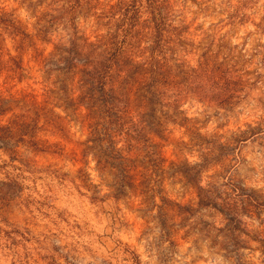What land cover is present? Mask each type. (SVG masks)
<instances>
[{"label":"clouds","instance_id":"obj_1","mask_svg":"<svg viewBox=\"0 0 264 264\" xmlns=\"http://www.w3.org/2000/svg\"><path fill=\"white\" fill-rule=\"evenodd\" d=\"M0 264H264V0H0Z\"/></svg>","mask_w":264,"mask_h":264}]
</instances>
